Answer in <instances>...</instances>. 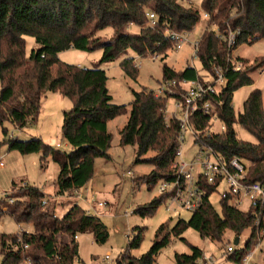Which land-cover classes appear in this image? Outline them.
<instances>
[{
  "label": "trees",
  "instance_id": "obj_1",
  "mask_svg": "<svg viewBox=\"0 0 264 264\" xmlns=\"http://www.w3.org/2000/svg\"><path fill=\"white\" fill-rule=\"evenodd\" d=\"M184 1L0 0V125L4 133H8L5 122L19 129L36 122L48 92H59L73 102L72 108L63 114L62 132L69 150L56 149L40 137L21 140L9 136L0 140V158L4 143L10 150L23 154L42 153V161L51 156L60 168L56 196L80 191L94 177L96 159L111 157L113 134L109 122L129 112L127 122L120 129V144L135 146L136 162L153 166L140 180L151 188L162 180L173 179L180 122L177 118H166L169 96L144 88L134 91L131 103L117 104L108 88L107 71L101 65L126 55L130 49L139 56L158 54L165 59L176 45L167 31L191 32L205 18L198 58L207 71H212L215 64L220 66L227 83L216 96L220 104L214 112L197 111L193 115L194 128L225 160L234 156L244 159L248 163L247 181L264 183L263 91L254 88L243 103V111L236 113L233 106L235 91L253 85V73L264 67V56H257L250 64L248 58L233 56L240 45L264 39V0H203L201 7ZM150 12L156 15L154 26ZM132 26L138 27L137 33L130 32ZM108 27L113 29L109 39L99 34ZM230 33L236 36L232 47L227 39ZM29 36L34 38L35 45L28 54ZM67 49L88 52L101 49L102 56L94 66L82 67L60 59L59 53ZM121 66L128 76L138 77L134 57H124ZM199 75L191 65L179 71L167 64L163 66L165 80H192ZM215 117L224 129L207 134ZM235 124L248 130L256 141L240 139ZM215 189L216 186H207L202 207L192 212L189 219L179 218L172 226L161 224L146 253L137 257L126 250L119 264H157L159 253L172 237L185 240L182 235L189 227L213 240H222L227 229L239 237L251 228L245 247L228 255L241 264L244 255L258 242V233L264 230V208L258 227V204L244 211L222 198L219 211L210 200ZM11 198L15 201L10 202ZM165 198V194L154 197L138 212L142 216L151 215ZM0 205L6 206L7 213L18 223L31 224L34 228L21 234H0L2 264H22L29 260L33 264H75L80 255L79 235L92 233L98 243L109 238L108 226L102 219L89 214L78 203L64 215L55 217L51 200L37 186L26 184L8 194L7 199H0ZM3 213L0 211V216ZM141 242L139 232L129 242V248H137ZM203 254L201 248L192 246L191 253L176 254V264H197Z\"/></svg>",
  "mask_w": 264,
  "mask_h": 264
},
{
  "label": "rangeland",
  "instance_id": "obj_2",
  "mask_svg": "<svg viewBox=\"0 0 264 264\" xmlns=\"http://www.w3.org/2000/svg\"><path fill=\"white\" fill-rule=\"evenodd\" d=\"M203 0H185L186 4L201 7ZM207 20V19H206ZM206 27L205 18L189 32V41L182 48H173L168 51L165 59L158 56L153 59L152 55L139 56L133 50H128L126 55H122L116 60L102 64L109 76L108 88L113 96V101L117 104H129L134 99V91H140L144 88L153 90L157 93L160 83L166 81L163 78V66L165 64L175 70H183L191 65L197 69L200 75L208 74L202 66L199 58L195 57L194 44L200 40ZM212 28L218 30L216 25ZM138 27H132L130 32L137 33ZM107 39L113 35V29L108 27L99 33ZM34 38L27 37V53L29 54L34 47ZM241 55L249 59V64L257 56H264V39L258 40L252 44H242L233 53V56ZM102 56V50L91 52L77 49H67L59 53L61 60L76 64L82 67H92L99 62ZM126 56L134 57V63L139 69L136 79L128 76L121 66V61ZM264 67L253 73L254 84L239 88L233 95V106L236 113L243 111V103L249 93L254 88H260L263 91L264 98V72H260ZM174 98H169L167 103L166 116H171L174 109ZM73 102L70 98L63 96L59 92H48L43 99L42 108L38 120L30 123L23 129L16 128L10 122H5L4 126L8 128L5 134L3 126L0 125V140L9 136H16L21 140H28L33 137H40L46 144L56 149L67 151L70 145L63 137V114L65 110L71 109ZM129 112L122 114L109 122V129L113 134L112 145L109 153L110 158L98 157L95 162V174L91 181L80 191L68 192L62 196H56V180L59 173V165L49 156L42 161V153L34 152L23 154L18 150H10L8 144L4 143L1 148L0 158V199H7V195L26 184L41 188L49 197L53 205L54 215H64L72 205L78 203L84 210L91 215L99 216L108 226L109 238L105 243H98L92 233L79 235L80 255L75 264H119L121 254L128 250L133 256H141L146 253L153 244L157 229L161 224L174 225L179 218L189 219L192 212L183 208H170L171 202L167 198L151 215L142 216L138 209L150 202L154 197L161 195L159 190L160 182L152 186L140 180L152 170L149 163L136 162V147L133 145L120 144V129L128 120ZM223 123L215 120L212 129L221 131ZM237 135L242 140L256 141L254 135L239 124L234 126ZM184 158L192 161L197 152L198 146L191 133H187L183 144ZM147 154L146 156H150ZM226 189V185L221 184L210 196V200L217 210L221 211V194ZM80 192V193H79ZM79 194L82 199L79 198ZM95 198L96 202H104L105 206L92 208L85 199ZM14 199V198H13ZM15 201V199H14ZM251 202L245 201L240 209L246 211ZM0 211L4 213L0 216V234H21L24 231L32 232L33 225L18 223L11 215L7 213V207L0 205ZM141 232L142 242L137 248H129V242ZM251 228L244 230L239 236V243L235 244L236 233L227 229L222 240H213L209 237H203L199 231L189 227L180 237H172L170 244L164 247L157 257V264H176L175 256L177 253H191L192 246L201 248L207 256H212L214 264H237L228 255V247L241 249L250 236ZM129 248V249H128ZM256 249L253 261L264 264V232L259 244L255 242L252 250ZM107 255L111 259L104 262ZM3 255L0 246V264H2ZM22 264H33L30 260Z\"/></svg>",
  "mask_w": 264,
  "mask_h": 264
},
{
  "label": "built area",
  "instance_id": "obj_3",
  "mask_svg": "<svg viewBox=\"0 0 264 264\" xmlns=\"http://www.w3.org/2000/svg\"><path fill=\"white\" fill-rule=\"evenodd\" d=\"M208 17V13H205ZM151 25L156 24V15L154 12L149 13ZM167 34L176 42L175 48L180 49L189 41V32H177L175 30H168ZM229 47L234 46L236 36L230 33L228 36ZM198 44H194L195 57L198 58ZM153 59L158 58V54L152 55ZM264 69L260 72L262 74ZM227 83V78L223 69L214 65L212 71H208L207 75H199L196 79L188 80L186 78L170 79L160 83L157 90L158 95H167L169 98H174V109L171 118H177L180 122L179 145L175 153V160L173 168L176 175L171 180L160 181L159 190L161 194H165L166 198L170 200L171 207L183 208L190 212L200 209L204 203V198L207 194V186H216V189L221 184L226 185V189L221 194L223 199L230 202L231 205L240 208V206L247 200L252 204L260 206L258 213L257 226H261V209L264 208V183L255 181H247L248 163L241 157L234 156L231 160H225L212 146H208L202 138H200L193 125L192 117L197 111L204 114H211L219 102H216V96L220 90ZM215 120H218L215 117ZM224 129V126H222ZM213 129L210 127L207 134H210ZM187 133H191L195 138V143L198 146V152L192 161H187L184 158L183 144L186 140ZM211 192V195L212 193ZM80 193V192H79ZM210 195V196H211ZM79 198L82 196L79 194ZM221 198V199H222ZM87 203L95 208L96 200L85 199ZM10 202H14L11 198ZM102 207L106 204L102 201L97 203ZM55 217L58 215L55 214ZM264 230L258 233V242H261ZM228 253H234L236 249L232 246L228 247ZM256 249L249 250L243 257L241 264H260L253 261ZM111 259L107 255L104 262ZM212 256H207L205 253L197 260V264H214Z\"/></svg>",
  "mask_w": 264,
  "mask_h": 264
},
{
  "label": "water",
  "instance_id": "obj_4",
  "mask_svg": "<svg viewBox=\"0 0 264 264\" xmlns=\"http://www.w3.org/2000/svg\"><path fill=\"white\" fill-rule=\"evenodd\" d=\"M239 237H237L236 239H235V244H238L239 243Z\"/></svg>",
  "mask_w": 264,
  "mask_h": 264
},
{
  "label": "crops",
  "instance_id": "obj_5",
  "mask_svg": "<svg viewBox=\"0 0 264 264\" xmlns=\"http://www.w3.org/2000/svg\"><path fill=\"white\" fill-rule=\"evenodd\" d=\"M132 27H134V26H132ZM132 27H131V28H132ZM235 56H241V55H235ZM255 58H256V57H255Z\"/></svg>",
  "mask_w": 264,
  "mask_h": 264
}]
</instances>
